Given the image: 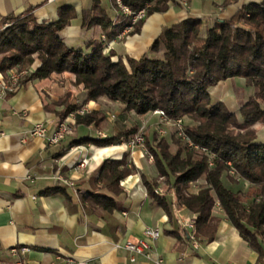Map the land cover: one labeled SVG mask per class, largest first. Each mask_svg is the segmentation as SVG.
<instances>
[{"label": "trees", "instance_id": "16d2710c", "mask_svg": "<svg viewBox=\"0 0 264 264\" xmlns=\"http://www.w3.org/2000/svg\"><path fill=\"white\" fill-rule=\"evenodd\" d=\"M169 1L175 0H120L132 13L145 9L146 14L163 12ZM236 0H224L230 4ZM76 16L71 7L58 9V19L38 23L29 8L22 14H9L0 29V73L6 77L11 69H27L34 61L37 67L23 75L18 85L34 78H46L51 73L69 72L74 83L91 92L90 99L106 96L122 104L125 112L145 114L163 110L171 120L187 117L193 124L186 126L191 140L212 155V165L202 151L182 147L172 138L177 149L171 152L168 141L156 135H145V146L153 157L157 177L140 179L148 196L170 216L165 196L156 192L161 181L176 198V203L196 214L197 236L212 240L217 218L212 209L219 206L228 221L259 257H264V142L249 127L255 122L264 124V0L242 4L228 19L186 18L161 28L150 46L152 51L163 48L162 58L115 57L104 43L90 39L84 49L67 46L58 32ZM131 17L119 11L118 25L111 35L116 36L129 25ZM142 21L136 24L138 30ZM111 24L108 14L98 0L90 10L82 11V27ZM242 77L253 92L241 104V120L222 101H213L210 86L221 80ZM61 105L53 112L59 120L75 112L78 125L101 126L105 116L100 110L79 113L80 105L67 92L54 102ZM136 126L107 138L85 137L74 144L92 143L98 146L127 141L137 132ZM233 169L237 176L250 183L247 191L225 186L224 172ZM135 167L125 155L120 159H104L89 178L90 190L79 194L85 209L100 208L111 212L118 207L115 196L122 192L119 182ZM173 178V179H172ZM204 179L197 192L189 191V184ZM233 183L236 179L229 177ZM62 193L65 188L55 186L45 194Z\"/></svg>", "mask_w": 264, "mask_h": 264}, {"label": "crops", "instance_id": "0c3cea01", "mask_svg": "<svg viewBox=\"0 0 264 264\" xmlns=\"http://www.w3.org/2000/svg\"><path fill=\"white\" fill-rule=\"evenodd\" d=\"M93 1L0 0V29L6 25L1 23L2 19L9 14H22L32 8L38 23H50L58 19V9L67 6L76 14L58 32L67 46L84 49L88 40L101 42L105 38L112 42L110 50L115 53V58L145 56L156 59L162 58L163 48L160 46L157 51H152L150 46L162 27L186 18L228 19L242 4L260 3L261 0H236L227 5L224 0L169 1L165 11L147 15L138 30L124 29L117 34L120 37L111 35L118 25L120 0H98L111 19L110 25L82 27V11L90 10ZM37 65L34 61L27 69L33 71ZM66 79L73 81L67 72H53L46 78L27 80L10 91L4 88L5 83L9 84L8 76L0 73V264H70L74 261L156 264L154 258L141 256L132 262L129 253L121 247L126 240L142 237L145 227L160 229L153 251L162 257L164 264H264V257H259L242 239L219 206L212 209V215L217 218L212 240L198 236L197 247H194L187 235L189 229H183L179 220L195 219L196 214L178 205L174 192L164 183L159 184L156 192L167 198L171 215L152 201L140 175L156 178L157 170L139 147H131L122 141L103 146L74 144L81 138H97V128L93 125H77L74 133L54 145L48 144L46 138L31 135V129L39 122L46 124L48 133L53 131L54 124L58 123L53 112L58 106L53 103L64 93ZM215 91L224 94L216 96V100L238 113L240 104L252 94V87L245 86L243 78L232 77L208 88L212 100ZM236 91L244 93L245 97L236 107H231L233 95L238 94H234ZM110 102L113 101L105 96L86 100L91 109L103 111L104 104ZM144 115L151 117L152 122L158 121V116L151 111ZM102 128L107 137L112 136L107 133L108 126ZM123 155L135 170L119 182L122 192L115 196L118 207L111 212L100 208L85 209L78 195L91 189L89 178L104 159H120ZM82 157H86L88 163L83 168H76ZM57 169L74 181L73 188L55 181ZM200 180L189 186L190 192H197L204 185V180ZM221 180L234 191L244 192L250 184L245 181L246 189H235L237 184L224 173ZM55 186L65 188L70 200L59 192L43 193Z\"/></svg>", "mask_w": 264, "mask_h": 264}, {"label": "rangeland", "instance_id": "374dc122", "mask_svg": "<svg viewBox=\"0 0 264 264\" xmlns=\"http://www.w3.org/2000/svg\"><path fill=\"white\" fill-rule=\"evenodd\" d=\"M181 1H185V0H181ZM122 6L123 5L120 2L119 3L120 10H122V12L125 15H128V16L131 17L129 25H127L124 29H128V28L132 27L129 30L130 32H132L135 29L136 24L138 22H140V21H143L147 17L146 10L144 9V12H145L144 14L145 15L142 18H137V17H134V15H135V13L137 11L134 12V13H132L131 11H130V13H127V12L123 11ZM116 36L117 37L118 36L120 37L121 35H116ZM101 41L104 43L103 52L104 53H108V51L110 50V47H111L112 42L111 41H106L105 38H102ZM67 73H69V72H67ZM69 74H71V73H69ZM72 77H73V81H70L69 79H66V88L64 90V93L62 95H60L58 97V99L62 98L67 92H71L72 93V100L76 104L80 105L79 110H82L83 109V112L82 113L90 112V111H93V110H100V109H91L88 106V104H86V100L88 99V97H90L91 92L90 91H87L88 89L84 88L83 85H77V84H75L74 83V75H72ZM240 78H242V77H240ZM244 84H245V86H247L246 83H245V80H244ZM221 92L215 91V94L216 95L213 96V98H214L213 101H221V100H216L217 99L216 96H218V95H224L223 94V91H221ZM252 92H253V88H252ZM236 93H238V94H237V96H234L233 95L234 100H233V103H232L231 107H236V105L238 104V101L241 98H244L245 97V94L242 93V92L241 93L238 92V91L234 92V94H236ZM212 95H213V93H212ZM211 99H212V97H211ZM57 100H55V102ZM111 101H113V102L104 104V108H103L104 111L103 110H100V111L103 112V114L105 116V119H104L103 123L101 124V126L96 127L93 124H91V125H93V127H96L97 128V130L95 131V135L97 136V138H107L106 132L102 128V127H105V126H108V129L109 130H108L107 133L111 134L112 136L115 135V134H117V133H119V132H121V131H123V130H125V129H129L130 127L136 126L138 128L137 132L134 135L130 136L127 141L122 140V142L129 144L130 141L132 139H134L136 135H142V137L144 139V147L146 149V154L145 155L147 157H148V155L152 157V155L149 153V151L147 150V148L145 146V135L146 134L149 136L150 141H152V136L153 135H156L157 138L163 137L165 139H168L167 141L170 144L169 149L171 148V151L172 152H174L177 149V145L172 142V138H175V139H177V140L180 141V145L182 147H185L186 146L187 148H189V150H192V151H198V150H200L205 155H207V157H208V165H209V161L212 162V155L209 154V152L205 148H202L199 145H196L191 140V138L186 134V126L193 124V122L190 119H188L187 117H180V118H177V119H180L181 120V126L183 127L184 135L189 138V142L191 143V145L188 143V141L186 139H184L183 136H181L179 134V131H180L179 130V125L177 123H175V120H177V119L171 120V119H169L166 116L168 118V120L165 121V120H162L159 117V115L156 114L158 116V121L157 122H152L153 120L151 119V117L149 118L148 115L145 116L144 114H137L134 111L125 112V111L122 110V104L120 102L114 101V100H111ZM239 102L241 103V100ZM241 104H240V106H241ZM261 105L264 108V102L261 103ZM56 106H58V109H54V110H57L58 111V110H60L62 108L61 105H56ZM239 109H240V107H239ZM153 111H151V112L153 114H155ZM232 112H234V111H232ZM234 113H235L236 117L238 118V120H241L240 112H238V113L234 112ZM72 114L73 115H71V113H70L66 118H64L62 120H59V118H58V122H64L65 121L68 124V126H69V129L70 130H69L68 133L65 134V136H68V135L74 133L75 130H76V127L78 125L75 122V112L72 113ZM111 115H114L113 118H111L112 117ZM249 128L252 129V130H254L255 133H256L257 138L259 140H261V141L264 142V124L263 123H261L259 121L258 122H255ZM99 132L105 134L106 137L100 136ZM65 136H64V138H65ZM151 161H153V157H152V160ZM211 165H209V166H211ZM224 174L226 176H228V178L229 177H233L234 179H236V182L235 183L237 184V186H234L235 189H237V188L240 189L241 187H244L245 189L247 188L248 182H247V184L243 183L245 181L242 178L238 177L237 174H236V172L233 169L228 170V172H224ZM200 179L204 180L203 178H200ZM200 179H198L197 181L191 182L189 184V186L193 185V183H195V182L201 181ZM241 182L243 183V185L241 184ZM161 183H163V182L161 181ZM198 184H200V183H198ZM248 185H249L248 187H251L250 184H248ZM167 189L169 190L170 188L167 186ZM247 190H245V191H247Z\"/></svg>", "mask_w": 264, "mask_h": 264}, {"label": "built area", "instance_id": "2783aa9c", "mask_svg": "<svg viewBox=\"0 0 264 264\" xmlns=\"http://www.w3.org/2000/svg\"><path fill=\"white\" fill-rule=\"evenodd\" d=\"M52 1V0H49ZM120 3V2H119ZM123 11L130 13V10L126 6H122ZM144 9H141L137 11L134 15V17L142 18L144 14ZM31 72L29 69H24L21 71L15 70L12 71V69L8 72V82L9 84L5 83L4 88L8 89L10 91L14 90L15 87L18 85V80L20 77L25 75L26 73ZM79 113L83 112L82 110L78 111ZM155 114L159 115V117L162 120H168L166 115L164 114L163 110L161 109H155L153 111ZM71 115H73L71 113ZM175 123L179 125V134L184 137L189 142V138L184 135L183 127L181 126V120L177 119L175 120ZM69 126L68 124L64 122H58L54 124V129L51 133H48V129L45 123L39 122L36 123L33 128L31 129L30 133L33 136H39L42 138H46L48 144L54 145L59 143L65 136L66 133L69 132ZM100 136L106 137L105 134L99 132ZM131 147H139L144 154H146V149L144 147V139L142 135H136L134 139L130 141L128 144ZM149 159L152 160V157L149 156ZM88 163V159L86 157H82L77 163L76 168H83ZM212 162L209 161V165H211ZM54 179L57 182L62 183L63 185L74 187V181L70 178H66L62 175L60 169H57V171L54 173ZM179 224L183 229H189L187 232L188 237L193 241V246L197 247V235L195 232V225H194V219H187V220H179ZM160 236V229L158 227H145L143 230L142 237L136 239V240H126L121 244V247H123L128 253H129V259L130 261H135L138 256L144 257L146 259H155L156 264H164L163 259L160 255L155 254L153 251V243L154 241ZM117 246V245H116ZM25 250V249H23ZM13 252H16L15 249H12ZM70 264H86L84 261H74Z\"/></svg>", "mask_w": 264, "mask_h": 264}]
</instances>
